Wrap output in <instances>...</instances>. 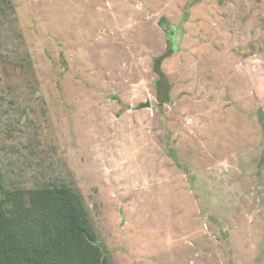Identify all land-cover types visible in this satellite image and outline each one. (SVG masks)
<instances>
[{"label":"rangeland","instance_id":"rangeland-1","mask_svg":"<svg viewBox=\"0 0 264 264\" xmlns=\"http://www.w3.org/2000/svg\"><path fill=\"white\" fill-rule=\"evenodd\" d=\"M0 184L106 264H264V0H0Z\"/></svg>","mask_w":264,"mask_h":264},{"label":"trees","instance_id":"trees-1","mask_svg":"<svg viewBox=\"0 0 264 264\" xmlns=\"http://www.w3.org/2000/svg\"><path fill=\"white\" fill-rule=\"evenodd\" d=\"M165 34L172 49L174 33ZM161 81L160 103L168 88ZM1 192L0 264H106L79 197L69 188Z\"/></svg>","mask_w":264,"mask_h":264},{"label":"water","instance_id":"water-1","mask_svg":"<svg viewBox=\"0 0 264 264\" xmlns=\"http://www.w3.org/2000/svg\"><path fill=\"white\" fill-rule=\"evenodd\" d=\"M140 107H141V108L149 107V103H146L145 105H141Z\"/></svg>","mask_w":264,"mask_h":264}]
</instances>
